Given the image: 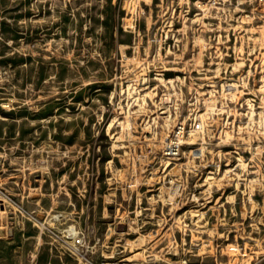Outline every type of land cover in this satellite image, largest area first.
I'll return each mask as SVG.
<instances>
[{
  "label": "rangeland",
  "instance_id": "obj_1",
  "mask_svg": "<svg viewBox=\"0 0 264 264\" xmlns=\"http://www.w3.org/2000/svg\"><path fill=\"white\" fill-rule=\"evenodd\" d=\"M0 198V264H88L72 229L94 263L264 264V3L0 0Z\"/></svg>",
  "mask_w": 264,
  "mask_h": 264
},
{
  "label": "built area",
  "instance_id": "obj_2",
  "mask_svg": "<svg viewBox=\"0 0 264 264\" xmlns=\"http://www.w3.org/2000/svg\"><path fill=\"white\" fill-rule=\"evenodd\" d=\"M264 3V0H260ZM199 128V124L195 123L193 126L187 129L186 125L183 123H178L174 130L168 135L164 141L162 147V153L164 156L170 159L178 158L181 154V147L184 141L185 136L192 130ZM66 237H69L68 240V250L78 257L81 260H84L88 264H135L129 260L125 259H112L105 258L99 263H94L89 255L92 252V246L90 245L87 237L82 230L72 229L66 233ZM146 264H166L165 261L161 258L151 259L150 262Z\"/></svg>",
  "mask_w": 264,
  "mask_h": 264
},
{
  "label": "bare ground",
  "instance_id": "obj_3",
  "mask_svg": "<svg viewBox=\"0 0 264 264\" xmlns=\"http://www.w3.org/2000/svg\"><path fill=\"white\" fill-rule=\"evenodd\" d=\"M1 199V198H0ZM3 210H0V212H2ZM72 228V227H71Z\"/></svg>",
  "mask_w": 264,
  "mask_h": 264
}]
</instances>
